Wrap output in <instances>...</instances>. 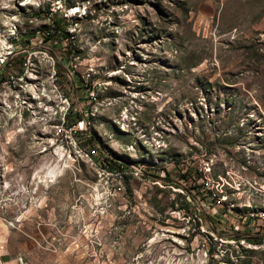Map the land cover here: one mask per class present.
I'll use <instances>...</instances> for the list:
<instances>
[{
  "label": "rangeland",
  "instance_id": "rangeland-1",
  "mask_svg": "<svg viewBox=\"0 0 264 264\" xmlns=\"http://www.w3.org/2000/svg\"><path fill=\"white\" fill-rule=\"evenodd\" d=\"M18 262L264 264V0H0Z\"/></svg>",
  "mask_w": 264,
  "mask_h": 264
},
{
  "label": "trees",
  "instance_id": "trees-1",
  "mask_svg": "<svg viewBox=\"0 0 264 264\" xmlns=\"http://www.w3.org/2000/svg\"><path fill=\"white\" fill-rule=\"evenodd\" d=\"M111 154H112L113 159L108 158V159L104 160V167L109 169V167H113V166L115 167V165H117L119 168H122L126 165V162L121 160L118 156H116L112 152H111ZM116 160H119V161L116 162ZM110 169H112V168H110Z\"/></svg>",
  "mask_w": 264,
  "mask_h": 264
},
{
  "label": "built area",
  "instance_id": "built-area-1",
  "mask_svg": "<svg viewBox=\"0 0 264 264\" xmlns=\"http://www.w3.org/2000/svg\"><path fill=\"white\" fill-rule=\"evenodd\" d=\"M90 155H92V156H94V153L93 152H91V153H89ZM123 171V170H122ZM18 264H20L19 262H18Z\"/></svg>",
  "mask_w": 264,
  "mask_h": 264
},
{
  "label": "bare ground",
  "instance_id": "bare-ground-1",
  "mask_svg": "<svg viewBox=\"0 0 264 264\" xmlns=\"http://www.w3.org/2000/svg\"><path fill=\"white\" fill-rule=\"evenodd\" d=\"M5 58V57H4Z\"/></svg>",
  "mask_w": 264,
  "mask_h": 264
}]
</instances>
